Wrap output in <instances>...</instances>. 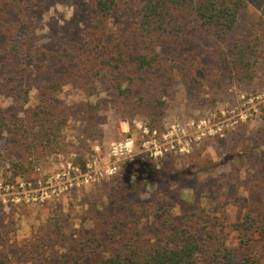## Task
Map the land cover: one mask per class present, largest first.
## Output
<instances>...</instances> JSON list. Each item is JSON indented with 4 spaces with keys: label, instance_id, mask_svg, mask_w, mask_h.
Wrapping results in <instances>:
<instances>
[{
    "label": "rangeland",
    "instance_id": "374dc122",
    "mask_svg": "<svg viewBox=\"0 0 264 264\" xmlns=\"http://www.w3.org/2000/svg\"><path fill=\"white\" fill-rule=\"evenodd\" d=\"M263 8L264 0H250L242 17L260 23ZM94 12L92 0H0V51L11 44L13 33L17 41L31 38L34 45L49 49L74 46L88 34ZM23 22L27 34L20 31ZM130 22L124 11H118L110 28L118 31ZM177 39L172 33L167 43L156 47L162 66L137 72L145 80H138L129 110L120 111L117 92L100 82L88 88L69 83L53 91L51 100L67 113L58 134L41 140L33 155L15 148V121L29 104L9 95L8 57H0V224L7 231L9 264H23L18 256L21 247L44 224L60 222L64 234L76 235L82 223L93 224L92 210L109 218L107 206L124 171L141 181L134 187L135 202L152 208L137 226L145 240H155L157 224L168 208L175 219L188 208H206L216 218L227 219L222 231L231 243L242 235L232 223L248 213L264 215V64L251 83L228 78L220 82L213 70V45L206 46L201 35ZM175 53L197 60L196 72L185 77L172 67ZM37 61H30L28 99L38 102L37 87L49 76L37 72ZM157 97L165 102L163 113ZM125 137L136 141L135 171L127 160L117 172L107 173L111 143ZM153 137L163 152L146 156L143 142ZM17 160L22 168L14 166ZM89 164L92 177L82 183L81 174ZM96 173L100 178L94 180ZM252 250L264 264V233L254 232Z\"/></svg>",
    "mask_w": 264,
    "mask_h": 264
},
{
    "label": "trees",
    "instance_id": "16d2710c",
    "mask_svg": "<svg viewBox=\"0 0 264 264\" xmlns=\"http://www.w3.org/2000/svg\"><path fill=\"white\" fill-rule=\"evenodd\" d=\"M249 1L92 0L95 12L88 34L74 46L55 50L43 44L34 45L31 38L17 41L13 33L11 44L0 51V57L5 54L8 57L5 60L8 93L29 104L15 121V148L33 155L38 152L41 140L58 134L67 111L50 96L66 84L82 88L93 87L98 82L105 84L117 92L120 98L117 108L129 110L138 80H145L137 72L164 64L156 47L167 43L172 33L177 34L178 41L184 34L201 35L206 46L213 45L210 47L216 62L213 70L220 82L228 78L238 84L251 83L258 67L264 64V18L260 23L244 20L242 15ZM118 11H124L131 22L112 31L110 25ZM27 29L23 22L20 31L27 34ZM174 55L169 62L172 67L185 77L196 72L197 60L193 61L190 55ZM33 59L38 60L37 72L49 76L37 87L38 102L28 99L31 91L28 74ZM155 103L163 113L165 102L157 97ZM1 131L0 124V135ZM132 161L128 160L127 166L135 171ZM21 162L17 160L13 164L22 168ZM146 175L143 176L147 179ZM122 176L107 206L109 218L102 219L103 212L92 210L93 224L87 227L82 223L76 235L64 234L60 222L44 224L21 247L20 261L23 264H262L260 255L252 250V242L254 232L264 233V215L248 213L243 220L232 223L242 235L231 243L222 231L229 224L227 219L216 218L206 208H188L175 219L168 208L157 224L159 233L155 240H145L137 226L139 218L143 214L149 216L152 208L133 199L138 191L134 187L140 186L141 181L132 180L125 171ZM143 185L145 188L146 183ZM6 232L0 224V264H9L4 247L8 239ZM11 250L9 247L8 252Z\"/></svg>",
    "mask_w": 264,
    "mask_h": 264
},
{
    "label": "built area",
    "instance_id": "2783aa9c",
    "mask_svg": "<svg viewBox=\"0 0 264 264\" xmlns=\"http://www.w3.org/2000/svg\"><path fill=\"white\" fill-rule=\"evenodd\" d=\"M145 133H149V131L146 129ZM135 147L136 141L133 137H125L124 139L111 143L107 156L112 162L107 166L105 171L107 173L117 172L122 163L132 159L135 156ZM143 147L142 153L146 156H157L163 152V148L157 144L155 137L146 139L143 142ZM164 150H166V148H164ZM90 167L91 164H89V169H86V171L81 174L82 178H80V181L82 183L88 181L89 178L92 177L93 171L90 169ZM100 174H102V172H100ZM98 178H100V175L99 173H96L94 180Z\"/></svg>",
    "mask_w": 264,
    "mask_h": 264
}]
</instances>
